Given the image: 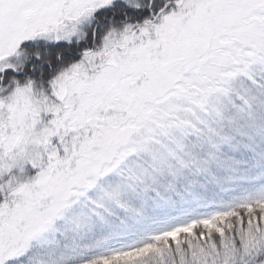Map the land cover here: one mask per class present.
Returning <instances> with one entry per match:
<instances>
[{
    "label": "snow or ice",
    "instance_id": "6c2138e0",
    "mask_svg": "<svg viewBox=\"0 0 264 264\" xmlns=\"http://www.w3.org/2000/svg\"><path fill=\"white\" fill-rule=\"evenodd\" d=\"M0 264H264V0H0Z\"/></svg>",
    "mask_w": 264,
    "mask_h": 264
}]
</instances>
